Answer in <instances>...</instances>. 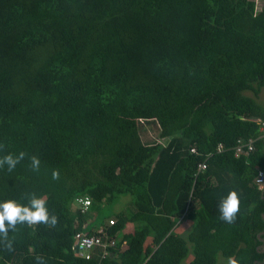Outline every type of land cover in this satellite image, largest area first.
I'll return each mask as SVG.
<instances>
[{
  "label": "trees",
  "instance_id": "1",
  "mask_svg": "<svg viewBox=\"0 0 264 264\" xmlns=\"http://www.w3.org/2000/svg\"><path fill=\"white\" fill-rule=\"evenodd\" d=\"M263 88L254 0H0V157L26 153L0 168V201L34 194L58 217L17 224L0 264H264ZM241 138L255 153H215L195 177ZM232 190L229 223L219 203ZM77 234L115 244L87 259Z\"/></svg>",
  "mask_w": 264,
  "mask_h": 264
},
{
  "label": "clouds",
  "instance_id": "2",
  "mask_svg": "<svg viewBox=\"0 0 264 264\" xmlns=\"http://www.w3.org/2000/svg\"><path fill=\"white\" fill-rule=\"evenodd\" d=\"M26 153L21 151L19 154L9 153L0 157V168L5 165L9 171L13 170L21 160L24 159ZM32 167L39 169L40 159L36 156L31 158ZM59 172L53 171V178H58ZM239 197L235 190L229 191L226 196L222 197L219 203V211L221 218L226 222H233L239 211ZM58 217L51 214L47 207L46 201L42 197L32 195L27 204H21L16 200L0 201V243L12 251L14 248L13 239L10 238V232H14L17 224L27 223L35 225L39 223H47L56 225ZM37 264H44L43 258L37 256ZM230 264H236L235 260H231Z\"/></svg>",
  "mask_w": 264,
  "mask_h": 264
},
{
  "label": "built area",
  "instance_id": "3",
  "mask_svg": "<svg viewBox=\"0 0 264 264\" xmlns=\"http://www.w3.org/2000/svg\"><path fill=\"white\" fill-rule=\"evenodd\" d=\"M261 8L256 9L261 10ZM262 127H264V123L262 124ZM261 127V129H262ZM256 139H239L237 141V143L235 144V146L233 147H226L223 143L218 144L216 151L213 153H209L206 156V160L201 162L198 166V171L195 174V177L197 178L199 176L200 173L204 172L207 170L208 168V159H210L213 155H215V153H225L228 151H232L234 153V156L236 158H240L242 156H249L251 155L255 150H256ZM190 152L192 154H197L200 155V152L196 149V148H191ZM255 183L258 184L259 186H263L264 185V171L263 170H259V174L255 180ZM78 204L83 208V209H87L90 205H91V200L88 198H79L78 199ZM116 219L112 218L109 220L110 225H115ZM106 231L103 229L102 233H105ZM77 238V243L75 245L76 250L82 255L87 257V259L91 258V253L93 252V250L95 249V247L100 246V245H104L105 249H107L109 246H113L115 244L114 240L110 241V244H108L107 242H104L102 237H86L83 236L81 234H77L76 236ZM105 254H108V251H106Z\"/></svg>",
  "mask_w": 264,
  "mask_h": 264
},
{
  "label": "rangeland",
  "instance_id": "4",
  "mask_svg": "<svg viewBox=\"0 0 264 264\" xmlns=\"http://www.w3.org/2000/svg\"><path fill=\"white\" fill-rule=\"evenodd\" d=\"M254 1L256 2V9L261 8L263 6V4H264V0H254ZM246 94L251 95V96L253 95L251 92H246ZM257 102L261 106L264 107V88H263V90L261 92L260 97L257 99ZM145 127L149 130V132L152 129H156L154 125H145ZM149 134L152 135L153 133L150 132ZM130 200L132 202V198L130 196L121 197V199L118 200L117 203H115V204H109V205L106 204L102 209H100L99 213L100 214L104 213L105 215H110V214H113V213L115 214V212L118 211V210L121 211V210H124V209L128 208ZM109 220L110 219H108L107 221H109ZM190 228H191L190 224L185 226L186 230H189ZM186 230H180L179 229V231L182 232V233L185 232ZM182 233H180V234H182ZM183 236H185V235H183Z\"/></svg>",
  "mask_w": 264,
  "mask_h": 264
},
{
  "label": "crops",
  "instance_id": "5",
  "mask_svg": "<svg viewBox=\"0 0 264 264\" xmlns=\"http://www.w3.org/2000/svg\"><path fill=\"white\" fill-rule=\"evenodd\" d=\"M260 132H261V135L259 136V138H258V140L259 139H262V141L264 142V127H262V129H260ZM256 151V150H255ZM255 151L253 152V153H255ZM252 153V154H253ZM263 153H264V150H263ZM251 154V155H252ZM264 155V154H263ZM243 157V156H242ZM241 158V157H240ZM259 170H260V168H259ZM260 189H263L264 190V185L263 186H259L258 184H256ZM191 225V222L190 221H182L181 222V224L179 225V227H178V231H179V229L180 230H186L185 229V226H187V225ZM180 232V231H179ZM180 233H182V232H180Z\"/></svg>",
  "mask_w": 264,
  "mask_h": 264
}]
</instances>
